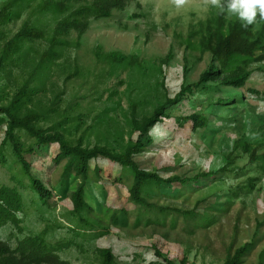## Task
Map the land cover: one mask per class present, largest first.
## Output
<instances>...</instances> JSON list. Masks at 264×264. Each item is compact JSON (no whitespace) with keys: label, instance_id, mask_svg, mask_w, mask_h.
<instances>
[{"label":"rangeland","instance_id":"1","mask_svg":"<svg viewBox=\"0 0 264 264\" xmlns=\"http://www.w3.org/2000/svg\"><path fill=\"white\" fill-rule=\"evenodd\" d=\"M10 1L0 0V9ZM43 1L17 2L11 9L14 19L2 28L0 55L5 42L27 21L46 33L45 38L26 43L0 71L2 104L31 80L30 86L42 87L30 104L48 115L41 125L64 130L69 140L83 137L87 146L106 144L124 152L141 138L146 146L138 159L149 170L164 177H192L203 171L216 174L185 184H159L150 197L170 208L166 213L144 212L132 202V180L105 185L91 179L87 196L95 209L93 218L87 211L78 213L98 220L90 230L71 212V192L78 179L61 177V168L54 162L56 148H38L29 134L17 133L25 149H35L25 154L32 174L53 189V197L44 203L30 177L23 174L12 145L5 142L6 128L0 124V184L17 187L26 202L19 214L25 232L8 224L0 229V240L16 247L25 235L50 225V242H75L60 252L67 264H105L103 248L111 249L113 264H224L229 252L246 244L250 250L242 264H264V160L252 161L242 148L235 149L241 141L262 145L259 154L264 153V63L253 64L254 73L244 88L221 85L213 93L183 96L179 104L167 108L169 117L141 136L133 128V111L138 118L152 114L167 98L175 97L183 84L197 82L208 67L211 54L187 47L186 38L214 8L205 0H188L181 8L172 0H131L111 17L93 18L81 39L73 32L70 40L80 44L60 48L62 55L40 73L36 66L48 49L57 19L41 10ZM110 51L138 55L139 63H114L100 57ZM170 51L173 58L165 63ZM219 98L231 100L216 103ZM198 112L210 117L206 129L196 132L189 125L178 126L177 118ZM110 165L106 163L105 174L112 172ZM113 201L114 206L129 210L126 224L112 222L103 212Z\"/></svg>","mask_w":264,"mask_h":264},{"label":"trees","instance_id":"2","mask_svg":"<svg viewBox=\"0 0 264 264\" xmlns=\"http://www.w3.org/2000/svg\"><path fill=\"white\" fill-rule=\"evenodd\" d=\"M19 1L21 0H12L0 9V38L4 37L3 26L14 19L16 14L11 9ZM130 2L131 0H44L41 10L53 13L57 19L49 36L48 49L40 55L36 71L43 73V69L53 64L62 55L60 48L80 44L79 40H70L73 32L81 39L89 30L93 18L111 17L115 11L125 10ZM45 37L44 28L30 21L25 22L20 30L5 42L0 55V71L13 62L14 55L21 53L26 43ZM186 41L187 47L199 50L202 54H211L208 67L201 73L197 82L183 84L175 97L167 98L166 102L158 105L152 114L138 118L136 111H133V128L139 131L141 136H147L152 127L164 117H169L167 108L179 104L183 96L196 92L213 93L221 85L244 88L254 73L253 64L264 63V21L259 18L254 25L245 28L237 18L217 14V10L214 9L207 19L200 21L191 29ZM100 57L114 63L127 61L139 63L138 55H128L120 51H110ZM172 58L173 54L170 51L165 63H169ZM30 85L31 80L26 81L7 104H2L0 99V124H4L6 128L5 142L12 145L22 165L23 174L30 177L33 188L44 203H48L53 197V189L47 188L40 178L32 174L31 163L25 154L33 153L35 149L33 147L25 149L21 145L18 131H24L33 137L38 148L54 146L56 148L54 162L61 168V177L65 180L71 177L78 179L71 192L73 202L71 212L75 215L87 211L93 218L91 213H94L95 209L87 196V186L91 179L105 185L132 180L129 188L132 202L138 204L144 212L166 213L170 208L159 206L152 202L150 197V194L158 192L159 184H185L216 174L213 171H203L192 177L181 175L164 177L159 171L149 170L138 159L146 146V142L141 138L128 145L124 152H119L106 144L87 146L83 137L71 141L64 130L41 125L48 115L31 108L30 104L35 101L42 87ZM250 91L259 94L256 89L250 88ZM230 100L231 98H219L215 102L222 104ZM177 120L178 126L189 125L193 131L199 132L208 127L210 117L208 114L198 112ZM260 146L262 145L253 146L241 141L235 143V149L242 148L250 154L252 161L264 160V153L259 154ZM233 154L232 152L229 156L230 162ZM108 162L111 164L112 172L106 173L105 176V165ZM222 170H225V167ZM25 207V198L17 187L0 184V229L11 224L18 232L24 233V220L19 214L24 212ZM103 212L109 215L112 222L126 224L129 221V210L124 206H114V201L110 207H103ZM189 213L194 212H187ZM78 216L86 227L90 230L95 229V221L98 220H90L80 214ZM51 229L52 226L47 225L37 234L25 235L18 240L16 247L0 240V264H67L62 260L60 252L70 248L75 242L72 240L50 242L48 235ZM249 250L250 245L246 244L237 248L234 253L229 252L224 264H242L243 257ZM100 252L105 264H113L111 249L103 248Z\"/></svg>","mask_w":264,"mask_h":264},{"label":"clouds","instance_id":"3","mask_svg":"<svg viewBox=\"0 0 264 264\" xmlns=\"http://www.w3.org/2000/svg\"><path fill=\"white\" fill-rule=\"evenodd\" d=\"M181 8L188 0H172ZM205 3L217 10V14L237 18L243 27L254 25L259 20L264 21V0H205Z\"/></svg>","mask_w":264,"mask_h":264}]
</instances>
